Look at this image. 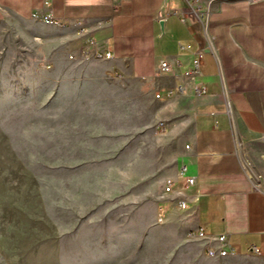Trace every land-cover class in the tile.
<instances>
[{
    "label": "rangeland",
    "instance_id": "obj_1",
    "mask_svg": "<svg viewBox=\"0 0 264 264\" xmlns=\"http://www.w3.org/2000/svg\"><path fill=\"white\" fill-rule=\"evenodd\" d=\"M67 40L0 21V264H264L204 254L164 194L178 140L156 133V104ZM242 142L264 178V138Z\"/></svg>",
    "mask_w": 264,
    "mask_h": 264
},
{
    "label": "crops",
    "instance_id": "obj_2",
    "mask_svg": "<svg viewBox=\"0 0 264 264\" xmlns=\"http://www.w3.org/2000/svg\"><path fill=\"white\" fill-rule=\"evenodd\" d=\"M43 1L0 0V21L42 22L32 12ZM48 1L47 10L62 23H42L63 27L68 51H110L106 60L111 70L141 81L140 91L157 106L161 119L156 124L166 125L160 133L171 131L177 138L178 165L166 179L181 186L178 169L183 163L195 176L185 189L189 205L182 210L190 232L200 229L212 238L226 233L236 255L264 256V178L257 170L261 187H255L234 152L235 137L264 138V0ZM189 2L198 9L209 7L215 53L206 47ZM194 49L203 51L202 75L167 95L181 85L179 77L196 57ZM162 60L171 71H159ZM196 84L205 92L195 94Z\"/></svg>",
    "mask_w": 264,
    "mask_h": 264
},
{
    "label": "built area",
    "instance_id": "obj_3",
    "mask_svg": "<svg viewBox=\"0 0 264 264\" xmlns=\"http://www.w3.org/2000/svg\"><path fill=\"white\" fill-rule=\"evenodd\" d=\"M249 2H253L256 0H247ZM49 5L48 0H44L42 3V6L39 9H35L32 14L34 16L41 17V20H52L55 22L62 21L59 18H55L51 15V13L47 10ZM191 11L195 14L197 20L199 21L202 31L205 37V43L206 47L212 52L215 53V47L213 45V36L209 33L208 30V15H209V7L206 8H196L192 5L191 2H189ZM159 18L160 15H157ZM189 45H180L181 49L189 48ZM202 49H194L193 53L196 55V57L192 60V63L188 67L183 68V72L180 75L181 79V85H179L175 90H168L167 95H171L175 92L182 91L188 82H195L198 77L202 75V71L200 69V61L199 56L202 53ZM84 57L89 56H96L100 58H110L112 56V53L110 51H100L98 49L95 50H89L86 49L81 53ZM72 57V55H71ZM159 71L161 72H169L171 71V65L166 60H162L159 63ZM120 77L122 74L116 73ZM195 94H200L205 92V87L202 84H196L193 88ZM153 96L157 99L161 98L160 92H154ZM166 129L165 123L158 122L155 126V131L157 133L164 132ZM187 147V145L185 146ZM234 152L237 154L241 169L247 176L249 180L253 182V185L257 188L261 187L260 178L261 176L259 173L256 172V166L253 160L251 159L248 152L244 149V143L241 139L238 137L234 138ZM178 178L182 181V185L178 186L177 182L173 178H167L165 179V185H164V194L169 196L170 204L174 205V207L180 209V210H186L190 198L187 195V192L185 191L187 186H190L195 183V176L190 174L188 171V167L186 164H181L178 169ZM167 210V206L163 203L159 204L158 207V213H157V220L162 221L165 211ZM190 235L197 237L199 239H203L202 248L203 252L208 257H214V256H226V255H236L237 251L235 248L227 242V235L226 233H221L215 235L214 238L212 236H208L203 230H197L194 232H190ZM214 241H216L218 244L215 245ZM255 253H258V250L255 248Z\"/></svg>",
    "mask_w": 264,
    "mask_h": 264
},
{
    "label": "bare ground",
    "instance_id": "obj_4",
    "mask_svg": "<svg viewBox=\"0 0 264 264\" xmlns=\"http://www.w3.org/2000/svg\"><path fill=\"white\" fill-rule=\"evenodd\" d=\"M36 17L41 20V17H38V16H36ZM41 21L44 22V23H47V24H52V23L59 24L60 23V22H55V21H52V20H41ZM263 156H264V154H263Z\"/></svg>",
    "mask_w": 264,
    "mask_h": 264
}]
</instances>
